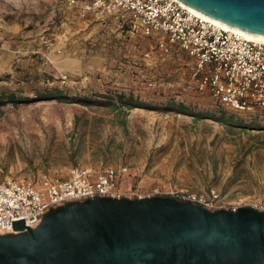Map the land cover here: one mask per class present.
<instances>
[{
    "label": "rangeland",
    "instance_id": "374dc122",
    "mask_svg": "<svg viewBox=\"0 0 264 264\" xmlns=\"http://www.w3.org/2000/svg\"><path fill=\"white\" fill-rule=\"evenodd\" d=\"M128 31L124 21L79 19L55 0H0V91L33 96L60 88L97 102L3 107L0 182L114 167L126 169L120 187L131 186L136 198L158 189L216 191L228 202L264 203V110H223L190 88L178 57L162 56L151 50L154 40ZM121 94L153 110L124 107ZM170 101L195 114L234 116L237 124L168 112ZM255 123L260 129H249Z\"/></svg>",
    "mask_w": 264,
    "mask_h": 264
},
{
    "label": "water",
    "instance_id": "95a60500",
    "mask_svg": "<svg viewBox=\"0 0 264 264\" xmlns=\"http://www.w3.org/2000/svg\"><path fill=\"white\" fill-rule=\"evenodd\" d=\"M264 37V0H180ZM0 232V264H264V212H211L169 196L92 197Z\"/></svg>",
    "mask_w": 264,
    "mask_h": 264
},
{
    "label": "built area",
    "instance_id": "2783aa9c",
    "mask_svg": "<svg viewBox=\"0 0 264 264\" xmlns=\"http://www.w3.org/2000/svg\"><path fill=\"white\" fill-rule=\"evenodd\" d=\"M82 20L124 21L129 34L155 41L151 50L176 56L190 88L236 113L264 110V44L224 29L188 9L179 0H56ZM152 51L146 52L150 57ZM152 85V84H151ZM126 169L109 167L99 174L75 167L67 179L43 176L39 182L11 178L0 182V232L17 234L13 221L37 226L43 214L92 197L136 199L121 179ZM169 196L190 201L211 212L251 207L264 212V203L228 202L216 191L209 196L154 190L137 198Z\"/></svg>",
    "mask_w": 264,
    "mask_h": 264
},
{
    "label": "trees",
    "instance_id": "16d2710c",
    "mask_svg": "<svg viewBox=\"0 0 264 264\" xmlns=\"http://www.w3.org/2000/svg\"><path fill=\"white\" fill-rule=\"evenodd\" d=\"M101 98H105L104 96H100ZM118 99L122 106L127 107L129 109L131 108H145L150 109L152 106L143 104L138 99H135L133 95L130 96H124L123 94L118 96ZM42 101H57L60 103H78L81 105H92L93 103H97L92 98H77L70 96V94L60 88H53V89H44V90H36L34 92L33 96H26L23 93L19 91H14L10 89H2L0 91V110L7 106V105H23V104H31L35 102H42ZM113 101V100H110ZM112 103V102H111ZM113 105V104H110ZM116 107V105L114 106ZM223 110H227L225 108H222ZM166 111L168 112H176L178 114L188 115L192 117H197L198 119H211L217 122H224L225 124L235 126L237 122H235L234 116H230L229 118H226V114L223 113L222 118H217L213 114L210 113H201V114H195L194 112L190 111V109L186 106L184 102H176V101H170L166 104ZM233 112V111H232ZM243 122L239 125H242ZM242 127V126H237ZM249 129L252 130H259L260 126L258 124H252L249 126Z\"/></svg>",
    "mask_w": 264,
    "mask_h": 264
},
{
    "label": "bare ground",
    "instance_id": "6f19581e",
    "mask_svg": "<svg viewBox=\"0 0 264 264\" xmlns=\"http://www.w3.org/2000/svg\"><path fill=\"white\" fill-rule=\"evenodd\" d=\"M182 4L185 5L188 9H190V10L194 11L195 13H197L198 15H200V16L206 18L207 20H209V21H211V22H213V23H215V24L223 27L224 29H226L228 31L236 32V33H238V34H240V35L248 38L249 40H252L254 42H258V43L264 44V37H262L260 35H254V34H251V33L244 32V31H242V30H240V29H238L236 27L230 26V25H228V24H226V23H224L222 21H219V20L214 19V18H212L210 16H207V15H205V14H203V13H201V12H199V11H197V10L189 7V6H187L184 3H182Z\"/></svg>",
    "mask_w": 264,
    "mask_h": 264
},
{
    "label": "crops",
    "instance_id": "0c3cea01",
    "mask_svg": "<svg viewBox=\"0 0 264 264\" xmlns=\"http://www.w3.org/2000/svg\"><path fill=\"white\" fill-rule=\"evenodd\" d=\"M55 2H56L57 4H59V5H61L60 2L58 3L56 0H55ZM61 6H62V5H61ZM73 11H74V10H73Z\"/></svg>",
    "mask_w": 264,
    "mask_h": 264
}]
</instances>
